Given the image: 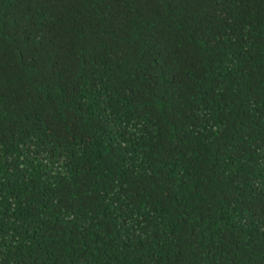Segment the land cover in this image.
I'll return each instance as SVG.
<instances>
[{
    "label": "trees",
    "instance_id": "16d2710c",
    "mask_svg": "<svg viewBox=\"0 0 264 264\" xmlns=\"http://www.w3.org/2000/svg\"><path fill=\"white\" fill-rule=\"evenodd\" d=\"M0 264H264V0H0Z\"/></svg>",
    "mask_w": 264,
    "mask_h": 264
}]
</instances>
